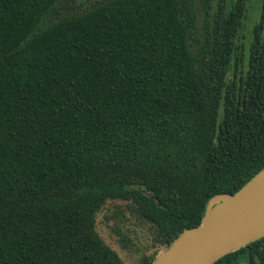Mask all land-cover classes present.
I'll return each mask as SVG.
<instances>
[{"label":"trees","instance_id":"trees-1","mask_svg":"<svg viewBox=\"0 0 264 264\" xmlns=\"http://www.w3.org/2000/svg\"><path fill=\"white\" fill-rule=\"evenodd\" d=\"M263 169L264 0H0V264H123L108 201L167 248Z\"/></svg>","mask_w":264,"mask_h":264},{"label":"water","instance_id":"water-1","mask_svg":"<svg viewBox=\"0 0 264 264\" xmlns=\"http://www.w3.org/2000/svg\"><path fill=\"white\" fill-rule=\"evenodd\" d=\"M263 237L264 169L236 194L214 196L201 224L185 230L152 264H214Z\"/></svg>","mask_w":264,"mask_h":264},{"label":"rangeland","instance_id":"rangeland-1","mask_svg":"<svg viewBox=\"0 0 264 264\" xmlns=\"http://www.w3.org/2000/svg\"><path fill=\"white\" fill-rule=\"evenodd\" d=\"M257 1L259 0H255ZM254 19L255 16H251L247 26ZM96 229L106 244L119 254L123 264H142L144 256H150L157 250L159 254L166 249L154 245L152 227L132 214L128 203L124 201H108L97 215ZM122 237L127 238V243L122 242ZM241 264L247 262L244 260Z\"/></svg>","mask_w":264,"mask_h":264}]
</instances>
